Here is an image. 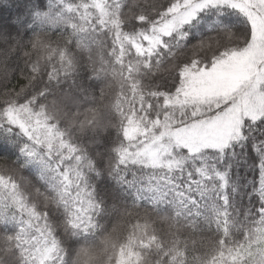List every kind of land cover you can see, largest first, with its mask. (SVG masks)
<instances>
[{
	"label": "snow or ice",
	"instance_id": "1",
	"mask_svg": "<svg viewBox=\"0 0 264 264\" xmlns=\"http://www.w3.org/2000/svg\"><path fill=\"white\" fill-rule=\"evenodd\" d=\"M0 264H264V0H0Z\"/></svg>",
	"mask_w": 264,
	"mask_h": 264
},
{
	"label": "trees",
	"instance_id": "2",
	"mask_svg": "<svg viewBox=\"0 0 264 264\" xmlns=\"http://www.w3.org/2000/svg\"><path fill=\"white\" fill-rule=\"evenodd\" d=\"M12 11H13V9L10 8V9H8L7 11H4V12H3V15H4V16H7V15H9L10 12H12ZM250 178H251V177H250Z\"/></svg>",
	"mask_w": 264,
	"mask_h": 264
}]
</instances>
